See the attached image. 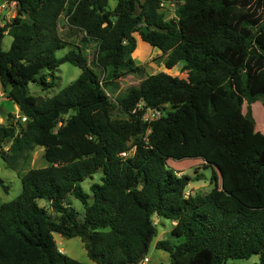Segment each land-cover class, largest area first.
<instances>
[{"label":"trees","instance_id":"1","mask_svg":"<svg viewBox=\"0 0 264 264\" xmlns=\"http://www.w3.org/2000/svg\"><path fill=\"white\" fill-rule=\"evenodd\" d=\"M6 1L17 14L0 25V84L21 119L0 122V153L22 192L0 206V264H85L61 251L54 233L81 237L96 264H140L158 235L155 215L175 222L171 238L156 244L170 264L253 255L264 264V133L251 108L264 98V0ZM166 2L176 6L173 18ZM61 23L78 43L61 35ZM136 33L167 55L166 69L182 63L188 76L146 75L113 100L120 79L146 72L133 57ZM66 62L82 70L75 81L50 97L31 94V83L52 88ZM148 108L161 116L145 121ZM37 146L48 165L22 173ZM190 158L218 170L221 182L214 171L209 193L186 196L201 178L168 165ZM98 170L91 197L82 182ZM0 185L9 190L1 177ZM70 196L82 201L83 215Z\"/></svg>","mask_w":264,"mask_h":264},{"label":"rangeland","instance_id":"2","mask_svg":"<svg viewBox=\"0 0 264 264\" xmlns=\"http://www.w3.org/2000/svg\"><path fill=\"white\" fill-rule=\"evenodd\" d=\"M142 1V0H141ZM117 4L116 0H110V5L115 7ZM166 12L167 18H173L175 16L176 6L173 3L166 2L163 9ZM17 14V7L15 4L0 0V25L3 26L6 22L12 20ZM70 30L61 23L60 33L67 41H74L78 43L79 39L76 37H70ZM137 37V52L134 53V60L143 65L146 72L144 74H130L118 81L117 86L109 90L110 96L113 100L116 97L124 95L128 89L133 86H138L140 82L146 75L156 74L162 70L169 74L177 75L182 78H187L188 73L183 70V64L179 63L172 69L165 68V61L167 55L162 51L150 47L144 43L138 33L135 34ZM13 38L11 35L6 34L3 39V49L9 50L12 45ZM86 53L89 57L90 62L92 61L94 51L96 49V44L94 42L89 43L85 47ZM71 47H67L63 50L57 52L58 57L64 56ZM139 52V53H138ZM140 57V58H139ZM96 69V68H95ZM81 69L69 62L63 63L59 70L55 73L56 80L55 85L52 88L43 90L37 83H31L29 85V90L31 94L36 96L50 97L57 94L61 89L65 88L67 85L75 81L81 74ZM96 71L99 73L98 69ZM8 93L4 91L2 85L0 84V122L9 123L17 122L21 119V112L19 106L8 97ZM254 105H256V113L254 115ZM248 107V102L243 105V111L246 113ZM253 116L256 120V129L264 133V98H261L257 102L251 105ZM121 117H126L125 114H120ZM10 143H4L3 149L8 150ZM133 153V152H132ZM131 153V154H132ZM44 147L37 146L35 150L29 153L28 158L22 161V173H26L32 168L45 167L48 162L43 156ZM168 165L179 172V174L190 175L192 177H200L201 180L193 181L187 187V191L191 195L198 193L207 194L215 186V179H213L214 171L218 176L219 182H221L220 174L215 167L208 166L204 167V161L198 158L184 159L181 161H176L173 159L168 160ZM103 176V171L98 170L92 177L86 178L82 182L84 190L89 193L92 197L91 186L94 183H100L101 177ZM0 177L9 186V190H5L0 185V206L8 201L15 199L22 192V181L17 171L13 170L8 166L5 160L2 158L0 153ZM69 201L71 205L79 212L80 215L85 213V207L81 200L74 196H70ZM92 200V198H91ZM40 205H44L48 210L54 214L49 203L45 200L39 201ZM155 224L158 228V235L153 239L149 253L147 257L149 262L147 264H170L169 253L157 249L156 244L159 240L170 239L171 229L173 227V222L165 218H159L157 215L154 216ZM55 240L58 247L68 256L82 262L85 264H96L88 256L85 249L84 241L81 237L66 238L58 233H54ZM260 261L259 255H253L248 259H230L225 264H253Z\"/></svg>","mask_w":264,"mask_h":264},{"label":"built area","instance_id":"3","mask_svg":"<svg viewBox=\"0 0 264 264\" xmlns=\"http://www.w3.org/2000/svg\"><path fill=\"white\" fill-rule=\"evenodd\" d=\"M14 4V3H13ZM165 3H162V8L164 7ZM161 116V112L160 110L158 109H154V108H148L145 112V115H144V120L145 121H153V120H156L158 119L159 117ZM133 151H130V152H123L121 153V156H128L130 155ZM190 192H186V196H190ZM149 262V258L148 257H145L141 262L140 264H147Z\"/></svg>","mask_w":264,"mask_h":264},{"label":"water","instance_id":"4","mask_svg":"<svg viewBox=\"0 0 264 264\" xmlns=\"http://www.w3.org/2000/svg\"><path fill=\"white\" fill-rule=\"evenodd\" d=\"M143 30H144L145 32H148L147 27H143ZM129 264H131V263H129Z\"/></svg>","mask_w":264,"mask_h":264},{"label":"crops","instance_id":"5","mask_svg":"<svg viewBox=\"0 0 264 264\" xmlns=\"http://www.w3.org/2000/svg\"><path fill=\"white\" fill-rule=\"evenodd\" d=\"M147 45V44H146ZM149 46V45H148ZM151 47V46H150ZM139 53V52H138ZM140 58V57H139ZM175 222H173V224H174Z\"/></svg>","mask_w":264,"mask_h":264}]
</instances>
